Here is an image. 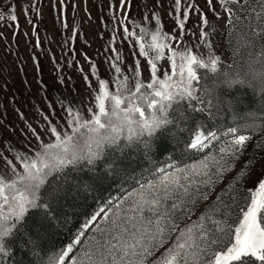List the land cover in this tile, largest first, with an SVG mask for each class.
<instances>
[{"label": "snow or ice", "instance_id": "1", "mask_svg": "<svg viewBox=\"0 0 264 264\" xmlns=\"http://www.w3.org/2000/svg\"><path fill=\"white\" fill-rule=\"evenodd\" d=\"M129 2L130 0H122L121 7H126ZM218 2L227 14L229 42L230 44L233 40L236 42V53H239L241 48H246L249 50V56L255 55V59L249 61V71L244 72L243 75L236 73L233 77L228 73H222L226 78L225 82L264 93V0H218ZM180 3L181 0H175L178 12ZM207 4L212 6L213 0H207ZM249 17L258 20L259 24L252 27ZM9 18L16 20L15 15ZM156 19L158 20V17ZM186 20L187 12L184 13L183 19L178 17V27L182 34ZM237 23L241 24L239 31H236ZM208 24L207 18L202 17L203 26L195 48L184 45L179 37L171 38L177 41V47L172 48L163 43L170 38L167 34L162 36L158 30L153 31L149 51L154 52L155 55L148 58L151 71L149 82L144 83L138 79L140 76L138 62L133 69L137 79L131 88L127 77L123 78L116 93L110 92L107 82L100 80L99 90L95 96L97 111L88 109L92 113L91 119L84 120L79 110L69 106L65 112L67 127L71 132L49 126L46 131L53 139L46 143L39 133L32 130V135L38 142L34 150L29 144L28 149L18 152L14 159L0 158L12 173V178L0 174V261L10 255L11 245L17 240L32 244L34 249L38 248L41 232L51 226L48 211H45L39 219L29 222V217L35 215L30 210L49 208V205L38 202L41 199L40 190L50 176L63 172L69 165L74 167L81 160H87L89 164L93 163L100 158L102 146L106 143H115L124 127L128 128L130 140L133 137L139 139L144 135L153 137L164 125L170 123L167 113L172 104L193 96V81L199 80L198 69H206L212 74L219 72L221 61L210 51L212 45L209 43V32L206 30ZM124 31L128 35L137 37L140 55L147 56L145 44L141 43L144 37L130 33L127 28ZM141 32L143 33L144 30L141 29ZM257 46L260 50L253 52L252 50ZM166 48L169 52L168 59L172 72H165L161 79L157 76L159 69L156 61L163 58ZM255 63L260 64L261 67L252 71L251 65ZM92 67L95 69L94 65ZM112 67L115 68L116 73H120L119 67L116 65ZM173 77L177 78L175 82ZM143 104H146L147 109L150 110L149 115H146ZM211 105L212 100H209L208 106ZM135 114H138L139 119L134 118ZM114 120L120 123H115ZM134 124L135 128L132 127ZM82 130H86L90 135H85ZM227 134L232 139L226 147L220 149V159L213 158L211 171L207 162L172 174L160 169L163 175L159 183L150 185L147 194H137L138 198L132 210L142 212L147 206L156 217L155 220L149 219L146 224L142 220L139 227L132 226L134 229L132 231L127 226L121 228L118 223V213H114L116 219H112L102 215L105 213V209L102 208L90 222L85 224L73 244L50 259L48 264H66V261L67 264H146L148 258L162 248L170 238L166 232H175V239L153 264H264V177L257 181L253 189L247 191L235 209L233 202L237 198L233 196L232 201L224 205L220 218L202 215L199 217V222L181 229L177 223L178 218H173L171 215L186 201L194 205L196 196L207 200L208 193L202 192L201 187L213 185L216 182L214 176L216 179L222 177L225 172L230 171L234 162L246 153L252 136L242 132L238 134L236 128H230ZM211 138H216L215 133ZM206 139L208 137L205 134L197 132L188 147L203 148ZM141 142L146 150L151 149L149 141ZM260 159H264V152H261ZM257 163L259 160L256 158L246 160L238 175L249 176ZM261 167H264V164ZM52 199H55V194ZM219 199L217 197V200ZM168 200L173 202L161 211L164 202ZM177 200L179 203L176 202ZM184 211L191 210L185 208ZM98 218L110 220L115 227L108 230L97 228L102 239L94 237V242L83 252V255L76 258L72 255L74 246L83 243L80 237L97 226ZM206 220L211 223V227L204 223Z\"/></svg>", "mask_w": 264, "mask_h": 264}, {"label": "rangeland", "instance_id": "2", "mask_svg": "<svg viewBox=\"0 0 264 264\" xmlns=\"http://www.w3.org/2000/svg\"><path fill=\"white\" fill-rule=\"evenodd\" d=\"M121 3L122 0H0V158L14 159L18 152L27 150L29 144L34 150L38 142L32 135V130L39 133L46 143L53 139L46 131L49 126L71 132L67 127L65 112L69 106L79 110L84 120L91 119L92 113L88 109L97 111L95 96L100 80L107 82L110 92L116 93L123 78L127 77L131 88L137 79L133 69L138 62V79L144 83L149 82L151 71L148 58L155 55L149 51L153 31L158 30L162 36L167 34L170 38L163 43L172 48L177 47V41L171 39L174 37H179L184 45L195 48L203 26L202 17L207 18L209 24L206 30L212 45L210 51L220 58L221 64L216 74L206 69L197 70L199 80L193 81L192 98L202 104L205 103L207 95L217 98L216 95L224 86H232L225 82L226 78L222 73L234 77L236 73L243 75L249 71V62L242 72L232 68L233 64L237 65L239 61H234L228 39L229 28L226 27L227 14L220 7L218 0H213L212 6L207 4V0H181L179 12L175 7V0H130L124 8ZM185 12L187 20L182 34L178 27V17L183 19ZM12 15L16 16V20L9 18ZM238 27L239 23L236 25V31ZM125 28L130 33L144 37L141 43L145 44L147 56L140 55L137 37L126 34ZM141 29L144 30L143 33ZM168 56L166 48L163 58L156 61L159 69L157 76L161 79L165 72H172ZM177 63L179 64L178 57ZM112 65L119 67L120 73H116ZM260 67V64L255 63L251 65V70L255 71ZM176 79L173 77L174 82ZM227 104L225 108L230 111ZM142 107L146 115H149L150 110L146 104ZM200 109L206 111L203 105H200ZM223 111V106L215 103L213 109L206 112L207 119L211 121L207 126L216 124V129L209 133L199 131L208 139L205 140L204 147L197 148L198 150L230 136L227 134L228 130L234 127L223 125ZM134 118L139 119L138 114H135ZM114 122L120 123L115 120ZM132 127L135 128L136 125ZM82 132L90 135L86 130ZM213 133L216 135L215 139L211 138ZM121 134L128 137V128L124 127L119 136ZM255 143L262 144L258 135L252 136L246 152H249L251 145L254 147ZM262 146L264 148L263 144ZM262 164L264 159H259V163L246 177L245 186L248 190L253 189L257 181L264 177ZM236 168L237 165L223 178L218 189ZM0 174L12 178V173L3 163V159H0ZM71 177L65 175L63 178L71 184H58L54 177L48 179L49 190L45 199L49 202L50 210L54 209L60 215L63 209L69 208L68 198L81 201L82 196L98 191L90 182V178L94 176L85 177L81 183ZM100 177L101 182L106 181L104 178L107 176ZM53 194L55 199H52ZM102 208L105 209L102 215H107L109 207ZM74 219L69 218L70 224ZM101 219L98 218V222ZM120 226L133 229V224L129 221ZM96 227H92L90 231ZM110 228L113 227L109 226ZM88 231L80 237L83 243L74 246L72 255L76 258H79L84 248L80 254L82 256L90 245H85ZM14 244L15 242L12 243ZM37 249L46 258L44 264H48L51 251L42 247Z\"/></svg>", "mask_w": 264, "mask_h": 264}, {"label": "trees", "instance_id": "3", "mask_svg": "<svg viewBox=\"0 0 264 264\" xmlns=\"http://www.w3.org/2000/svg\"><path fill=\"white\" fill-rule=\"evenodd\" d=\"M240 15H244V13H240ZM249 20H251L252 27H256L259 24V21L252 19V17H249ZM240 27L241 24L239 23L237 31H239ZM228 39L230 40L229 33ZM230 46L235 63L239 61L237 65L233 64L232 68L241 72L244 71L248 62L255 59V55L249 56V50L246 48H241L240 52L236 53V42L234 40ZM259 50V46H257L252 51L258 52ZM216 96L217 98L215 96L208 97L207 95L203 104L192 97L174 102L167 113V119L170 123L164 125L153 137L144 135L139 137V139L133 137L130 140L128 139L129 136L121 134L115 143H106L102 146L100 158L93 163L89 164L87 160H81L74 167L69 165L63 172L50 176L54 177L58 184H71L64 181L65 175L72 176V180L80 183L85 180V177L94 176L92 179L90 178V182L95 185L98 191L92 195L82 196L81 201L68 198L67 204L69 208L61 210L62 215L58 214L54 209L50 210V208L30 210L35 215L29 217V222L39 219L45 211L50 214L51 226L46 231L41 232L38 240V247L51 251L47 262L71 245L84 229L85 224L104 206L109 207L107 216L112 219H116L114 213L119 214V224L129 221L139 227L142 220L145 224L149 219L155 220L156 217L149 211L147 206L144 207L142 212L133 211L132 209L135 206L138 193L147 194L150 185L159 183L163 175L160 169L172 174L178 170H186L192 166H199L207 162L209 171H211L213 158L216 160L220 159V149L226 147L232 137H224L211 146L200 150L192 149L188 145L194 138L195 133L199 131L209 133L216 129V124L207 126V124H211V121L207 119L206 112L213 109V104L218 103L223 106V125H233L232 127L238 129V134L242 132L251 136L258 135L264 145V93L233 84L228 87L224 86ZM209 100H212L210 107L208 106ZM226 103H228L227 106L231 109L230 111L225 108ZM200 105H203L206 111H202ZM145 140L150 142V150H146L141 142ZM262 144L255 143L254 147L251 145L250 151L235 161L230 171L225 172L219 179L214 176L213 179L216 182L210 187H201L202 192L208 193L207 200L196 196L194 197L196 200L194 205L190 201H186L180 209L171 213L173 218H178L177 223H179L181 229L199 222V217L202 215L220 218L224 205L232 201L233 196L237 198L233 202V208H236L240 199L248 191L245 186L246 177L239 176L238 173L246 160L260 159L261 152H264ZM256 145H259V147H256ZM236 165L235 172L218 189L217 187L220 186L223 178L233 171ZM100 176H107L104 178L106 181L101 182ZM49 183L50 181L47 180L44 185V191L43 187L41 188V199L38 203L49 205V202L45 199L46 192L49 190ZM216 188L218 190L212 196ZM217 197L220 199L217 200ZM172 202L173 200L165 201L161 211L164 208H168ZM176 202L179 203L178 200ZM185 208L191 211H184ZM71 217L75 218L72 224H70L71 221L69 220ZM129 217L132 219H129ZM204 223L208 227L212 226L207 220ZM109 226L115 227L110 220L106 221L102 218L96 228L88 231L85 245L94 242V237L102 239L97 228L102 227L108 230ZM130 230L134 231V229ZM166 235L170 237L168 241L152 257L148 258L146 264H153L157 257L162 256L172 244L176 233L166 232ZM35 238V233H33V239ZM11 249L10 255L4 257L0 264H44L45 262L46 258L42 252L39 253L38 249H34L32 244H25L17 240L14 245H11ZM80 254L79 258L81 257Z\"/></svg>", "mask_w": 264, "mask_h": 264}]
</instances>
